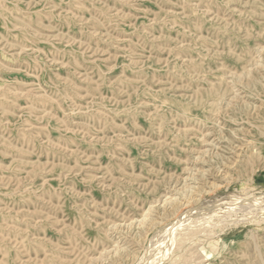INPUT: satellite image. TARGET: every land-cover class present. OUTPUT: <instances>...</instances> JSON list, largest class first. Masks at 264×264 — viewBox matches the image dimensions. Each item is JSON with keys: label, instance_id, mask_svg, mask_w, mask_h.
Masks as SVG:
<instances>
[{"label": "rangeland", "instance_id": "obj_1", "mask_svg": "<svg viewBox=\"0 0 264 264\" xmlns=\"http://www.w3.org/2000/svg\"><path fill=\"white\" fill-rule=\"evenodd\" d=\"M0 264H264V0H0Z\"/></svg>", "mask_w": 264, "mask_h": 264}, {"label": "bare ground", "instance_id": "obj_2", "mask_svg": "<svg viewBox=\"0 0 264 264\" xmlns=\"http://www.w3.org/2000/svg\"><path fill=\"white\" fill-rule=\"evenodd\" d=\"M209 256V255H208Z\"/></svg>", "mask_w": 264, "mask_h": 264}]
</instances>
